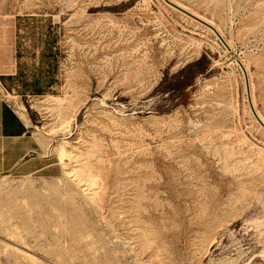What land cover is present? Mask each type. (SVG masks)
<instances>
[{"label":"rangeland","instance_id":"1","mask_svg":"<svg viewBox=\"0 0 264 264\" xmlns=\"http://www.w3.org/2000/svg\"><path fill=\"white\" fill-rule=\"evenodd\" d=\"M169 1L229 47L164 0H0V97L62 168L0 176L41 257L0 264H264V0Z\"/></svg>","mask_w":264,"mask_h":264},{"label":"crops","instance_id":"2","mask_svg":"<svg viewBox=\"0 0 264 264\" xmlns=\"http://www.w3.org/2000/svg\"><path fill=\"white\" fill-rule=\"evenodd\" d=\"M18 112L0 97V176L59 177L62 173L60 163L46 153L43 143L33 132L26 108L24 115Z\"/></svg>","mask_w":264,"mask_h":264},{"label":"bare ground","instance_id":"3","mask_svg":"<svg viewBox=\"0 0 264 264\" xmlns=\"http://www.w3.org/2000/svg\"><path fill=\"white\" fill-rule=\"evenodd\" d=\"M171 2V1H170ZM173 3V2H172ZM174 4V3H173ZM176 6H178V7H180V8H182L183 10H185L186 11V9L184 8V7H182V6H180V5H178V4H175ZM174 8V7H173ZM176 9V8H175ZM177 10V9H176ZM190 13V12H189ZM185 14V13H184ZM190 14H192V13H190ZM187 15V14H186ZM193 16H195V17H197V18H199L200 20H202V21H204V22H206L207 24H209L210 26H212V24L211 23H209L208 21H206V20H204V19H202V18H200L199 16H197V15H195V14H192ZM187 16H189V15H187ZM190 17V16H189ZM192 18V17H191ZM192 19H194V18H192ZM195 20V19H194ZM197 21V20H196ZM199 22V21H198ZM199 23H201V22H199ZM202 24V23H201ZM204 25V24H203ZM204 26H206V25H204ZM207 28H209L212 32H214L210 27H208V26H206ZM213 27V26H212ZM216 30V29H215ZM217 31V30H216ZM215 33V32H214ZM218 33V32H217ZM216 34V33H215ZM217 35V34H216ZM217 37L218 38H220L221 40H222V42L226 45V47L228 46L227 45V43L224 41V39L221 37V35L218 33V35H217ZM229 47V46H228ZM241 61V60H240ZM238 62V65H240V67L242 68V70H243V72H244V75H245V78L247 79V82H246V88H247V96H248V100H249V104H250V107H251V109L253 108L254 109V103H253V99H252V94H251V91L249 90V80H248V77H247V69H246V67L244 66V64H243V62ZM19 112L18 113H20V115L22 116V115H24V112H25V108H24V106H20L19 107ZM254 111H255V109H254ZM255 113H256V115L260 118V120L264 123V118H262L260 115H259V112H257V111H255ZM256 118V117H255ZM256 120H257V118H256ZM57 150H59V148L57 149ZM56 150V151H57ZM66 150V149H65ZM57 153H60L61 155H63V150H59V152L57 151ZM66 154V153H65ZM59 155V154H58ZM65 156H67V155H65ZM60 157V156H59ZM61 158V157H60ZM59 158V159H60ZM63 162V161H62ZM64 164V163H63ZM66 165V164H65ZM69 165V164H68ZM67 165V166H68ZM63 166V165H62ZM63 168H66V166L65 167H63ZM66 170V169H65ZM91 175V174H90ZM92 176H93V174H92ZM2 180H5V179H2ZM138 230V229H137ZM6 237H8V235L6 236ZM3 238L2 236H0V238H2L4 241H6V242H8L11 246H13L14 248H16V249H18L19 251H21V253H25L27 256H28V258L30 259V260H32V261H36V260H38V259H41V257H39L35 252H33V251H31L30 250V248H27L26 246H22V245H19V244H17V242H15L14 240V242H12L11 240H9V239H7V238ZM9 238V237H8ZM11 238V237H10ZM140 238V237H139ZM138 238V239H139ZM18 241V240H17ZM21 241H23V240H21ZM7 243V244H8ZM7 246H9V245H7ZM28 247H30L29 245H28ZM10 249H11V247H10ZM13 249V248H12ZM14 251V250H13ZM15 252V251H14ZM8 253H9V251H8ZM18 253V252H17ZM20 253V252H19ZM10 254V253H9ZM21 257H22V255H21ZM24 257V259L26 258L25 256H23ZM22 257V258H23ZM43 259V258H42ZM47 259V258H46ZM21 260H23V259H21ZM29 260V261H30ZM43 260H45V259H43ZM27 261H28V259H27ZM45 263H47V264H59V263H55V261L54 262H52V261H49V260H46L45 261ZM32 264V263H31ZM35 264V263H34ZM44 264V263H43Z\"/></svg>","mask_w":264,"mask_h":264},{"label":"water","instance_id":"4","mask_svg":"<svg viewBox=\"0 0 264 264\" xmlns=\"http://www.w3.org/2000/svg\"><path fill=\"white\" fill-rule=\"evenodd\" d=\"M164 1H165L167 4H169L170 6H172V7L176 8L177 10L181 11L182 13H185V14L189 15L190 17L194 18L195 20L201 22L202 24H204V25L210 27V28H211V29H212V30L218 35V33H217V31L215 30L214 27L210 26L209 24H207L206 22L200 20L199 18L193 16V15L190 14L189 12L183 10L182 8L176 6L175 4H173L172 2H170L169 0H164ZM246 82H247V79H246ZM252 111H253V114L255 115V117L257 118V121H258V122L261 124V126L264 128V123H263V122L260 120V118L256 115V113H255V111H254L253 108H252Z\"/></svg>","mask_w":264,"mask_h":264}]
</instances>
